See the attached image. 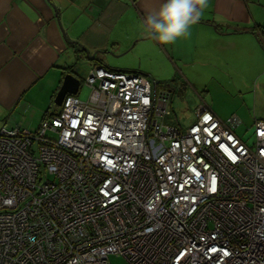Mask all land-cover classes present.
<instances>
[{
  "label": "built area",
  "instance_id": "1",
  "mask_svg": "<svg viewBox=\"0 0 264 264\" xmlns=\"http://www.w3.org/2000/svg\"><path fill=\"white\" fill-rule=\"evenodd\" d=\"M83 85L35 130L0 126V264H264V120L248 143L204 101L164 123L171 93L140 73Z\"/></svg>",
  "mask_w": 264,
  "mask_h": 264
},
{
  "label": "crops",
  "instance_id": "2",
  "mask_svg": "<svg viewBox=\"0 0 264 264\" xmlns=\"http://www.w3.org/2000/svg\"><path fill=\"white\" fill-rule=\"evenodd\" d=\"M163 2L0 0L1 122L36 129L45 114L58 111L59 106L41 113L40 106L44 98L56 95L66 73L79 79L77 94L80 92L84 78L80 77L79 64L87 71L103 65L149 78L140 65L126 66L113 60L134 48L150 51V61L165 62L175 77L183 74L181 66L194 67L197 63L203 68L212 59L221 60L237 67L243 82L259 83L264 94V0H209L199 22L191 26L190 35L168 45L153 39L144 23L147 14L158 10ZM82 46L90 54L96 53V59H87ZM201 68L191 73L201 77ZM154 82L158 88L169 90L172 97L173 86ZM254 89L256 95L255 85ZM210 109L221 118L228 117ZM31 110L39 116L28 118ZM256 119L264 120V111L253 122Z\"/></svg>",
  "mask_w": 264,
  "mask_h": 264
},
{
  "label": "rangeland",
  "instance_id": "3",
  "mask_svg": "<svg viewBox=\"0 0 264 264\" xmlns=\"http://www.w3.org/2000/svg\"><path fill=\"white\" fill-rule=\"evenodd\" d=\"M113 60L122 62L126 66L134 63L140 65L143 69L142 71L148 75L151 81H158L160 85H171L174 87L175 91L169 104L171 116L165 117L164 123L178 124L182 128L188 127L195 120V109L200 102L204 101L222 117L229 115L240 117L242 122L236 127L235 132L246 142H252L253 118L256 115L258 117L259 113L264 111V94L259 89V83L249 82V80L243 82V78L236 72L237 67L227 66L221 60L212 59L213 61L211 60V62L205 64L203 68L197 63L194 67L181 66L183 74L175 77L173 70L165 62L161 60L150 61V51L148 50L134 48L117 58H113ZM83 62L85 63L86 61L83 60ZM79 66L80 77L85 78L88 69L83 64H79ZM199 68L202 71L201 77L191 73ZM184 75L187 77H184ZM211 76H215L212 81L209 80ZM203 78H205L204 81H202ZM254 85L256 87V95L253 94ZM88 91V88L81 83L80 92L77 96L85 99ZM54 98L55 96L43 99V106H40L41 113H45L48 110H57ZM33 115L39 116L37 112L34 113L32 110L27 113V117L30 119H34ZM2 124L4 123L0 122V126ZM5 125L7 128L15 127L9 123ZM47 135L51 136L50 133H47ZM108 260L111 264H127L124 257L114 254L109 255Z\"/></svg>",
  "mask_w": 264,
  "mask_h": 264
},
{
  "label": "clouds",
  "instance_id": "4",
  "mask_svg": "<svg viewBox=\"0 0 264 264\" xmlns=\"http://www.w3.org/2000/svg\"><path fill=\"white\" fill-rule=\"evenodd\" d=\"M209 0H164L158 10L150 12L145 25L153 39L161 44H174L190 35V28L199 22Z\"/></svg>",
  "mask_w": 264,
  "mask_h": 264
},
{
  "label": "water",
  "instance_id": "5",
  "mask_svg": "<svg viewBox=\"0 0 264 264\" xmlns=\"http://www.w3.org/2000/svg\"><path fill=\"white\" fill-rule=\"evenodd\" d=\"M57 20H58V24L64 34V31L61 27V24H60V21H59V18L57 17ZM77 43V42H75ZM81 49L84 51V53L86 54V57L87 59L89 60H95L96 59V56L95 54L96 53H93V54H90L88 49L85 48V47H81ZM79 84H80V81L78 78H76L73 74L71 73H66L63 78H62V82H61V85L55 95V98H54V103L57 105V106H60L64 97L67 95V94H77V91H78V88H79Z\"/></svg>",
  "mask_w": 264,
  "mask_h": 264
}]
</instances>
